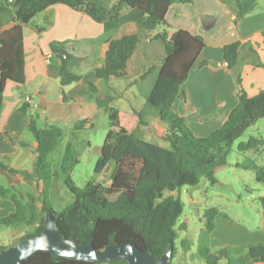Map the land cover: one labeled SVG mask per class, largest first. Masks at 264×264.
I'll use <instances>...</instances> for the list:
<instances>
[{
    "label": "trees",
    "instance_id": "1",
    "mask_svg": "<svg viewBox=\"0 0 264 264\" xmlns=\"http://www.w3.org/2000/svg\"><path fill=\"white\" fill-rule=\"evenodd\" d=\"M193 1L116 0L111 3L108 0H0V116L7 83L13 81L22 86L26 82L24 28L37 14L54 4H66L103 24L106 43L104 63L96 68V76L105 84V96L97 97L98 87L93 82H88L87 97L95 100L109 114L110 129L101 146L95 172L101 174L113 163L110 181L104 184L97 179H90L83 186H76L69 175L72 167L67 165L70 159L68 143L62 168L68 174L65 185L74 200L62 210H57L48 198V194L52 198L59 196L52 189L53 181L58 175L54 173L50 155L69 129L53 124L41 125L37 114L30 111L32 106L27 101L24 102L21 111L29 116L28 131L37 143L36 158L31 169H17L11 166L10 157L0 156V169L21 173L42 182L43 206L38 212L34 203H27L10 189L0 186L1 195L15 204L13 212L0 218V226H36L34 231L22 236L19 242L39 234L44 227L43 214L51 211L66 237H77L82 243H93L97 248H104L111 243L131 242L156 256L164 255L173 246L169 264H174L173 259L179 252L176 244L177 225L184 210L181 197L175 196L174 192L184 186L198 185L203 177L216 184V170L226 164L233 143L256 121L264 118V90L252 97L242 90L239 102L227 121L205 137L197 136L187 125L185 118L174 109L182 85L192 69L207 63L197 62L206 46L204 38L187 29L173 28L166 19L172 4ZM224 1L235 13L236 24L258 5V0ZM8 18L15 21V24L4 29ZM128 22H135L145 28L150 39L161 41L167 52L150 95L145 98L142 107L132 106V112L121 111L112 105L115 100L125 96V90H120L113 80L127 76L128 62L139 40L138 34L132 32L120 38L113 36L117 28ZM43 30L44 28H38L39 32ZM243 46L242 41H236L222 48L225 61L239 86L242 82L239 67ZM51 48L52 59L61 61V85L68 86L78 82L82 78L78 70V58L67 51L63 42L55 41ZM149 72L150 70L136 81L130 82V86L145 78ZM124 117H127L126 123ZM128 118L132 119L131 130L126 126L130 121ZM151 118L159 119L154 129L160 138L170 143V147L140 136L139 128L149 126ZM87 123L88 119H79L70 130L86 129ZM263 143L264 139L253 136L248 141L241 142L238 149L244 152L257 150ZM23 144L31 146L29 141H23ZM238 166L254 171L257 180L264 183V164L251 158L238 163ZM30 199L35 201L33 195ZM260 201L264 207V196L260 197ZM218 214L217 207H209L203 215L204 227L200 232L195 258L205 264H219L222 259H230L228 247L217 253H212L210 248L211 234L216 227ZM179 229L185 230L187 225L181 224ZM182 247L187 251L190 249L187 240L182 241ZM5 248L7 246L0 245V251ZM245 248L252 262L264 264V241L249 244ZM117 262L129 264L125 260ZM97 263L39 252L21 264ZM176 264L191 263L184 258ZM227 264L234 263L229 260Z\"/></svg>",
    "mask_w": 264,
    "mask_h": 264
},
{
    "label": "crops",
    "instance_id": "2",
    "mask_svg": "<svg viewBox=\"0 0 264 264\" xmlns=\"http://www.w3.org/2000/svg\"><path fill=\"white\" fill-rule=\"evenodd\" d=\"M235 18L232 8L224 0L176 2L166 15L173 28L187 29L201 35L206 42L197 62L207 63L192 69L174 106L197 136H208L227 121L242 90L250 97L264 90V0H258L256 9L238 24ZM14 24L15 21L8 18L4 29ZM38 28L44 30L39 32ZM131 32L137 33L139 40L128 62V74L113 82L120 90H125L123 98L138 93L145 99L158 79L167 52L161 41L150 39L147 30L135 22L121 25L113 36L120 38ZM55 41L65 43L67 51L78 58L79 69H82V78L78 82L61 85V61L52 59L51 44ZM236 41L244 44L240 55V86L222 52L225 45ZM24 49L26 82L22 86L13 81L7 83L0 116V156L10 157L11 166L17 169H31L37 155V143L28 131L29 116L21 111L27 97L41 125L69 127L79 119H88L86 127L95 128L103 120L104 109L87 97L88 82L98 87L97 97L105 96V84L96 76V68L103 65L106 57L104 25L86 13L62 3L48 7L25 26ZM149 70L145 78L130 86V82ZM155 119L154 125L159 122ZM23 141H29L31 146H25ZM7 172L0 169L2 176L21 174ZM13 184L15 182H11ZM2 198L6 202L12 201L0 193V200ZM213 236L214 231L210 243Z\"/></svg>",
    "mask_w": 264,
    "mask_h": 264
},
{
    "label": "rangeland",
    "instance_id": "3",
    "mask_svg": "<svg viewBox=\"0 0 264 264\" xmlns=\"http://www.w3.org/2000/svg\"><path fill=\"white\" fill-rule=\"evenodd\" d=\"M108 1L113 3L116 0ZM78 70L80 73L82 72V69ZM144 101L145 99L141 98L138 93L134 95L130 93L129 98L117 99L112 105L131 112L132 106L142 107ZM33 110L32 106L30 111ZM102 115L103 120L95 128L72 131L70 129L73 126L65 127L69 130L60 139L56 150L50 155L52 168L56 173L55 175H58L53 181L52 189L57 191L59 196L52 198L51 194H48V198L57 210H62L74 200L73 195L65 185L68 174L62 168V160L68 151V143H70V159L67 165L72 167L69 175L76 186L81 187L90 179H97L104 184L110 181L113 163L103 173L97 174L95 172L101 146L105 142L110 129L108 111L103 110ZM124 118L126 123L127 117ZM151 119V125L139 128L140 136L150 142L170 147L167 140L156 134L154 129L156 119ZM129 120L126 126L131 130L132 119ZM253 136L264 139V118L256 121L233 143L228 152L226 164L216 170L218 178L216 184H212L207 178L203 177L198 185L184 186L174 192L175 196H180L184 203V210L177 225L176 244L179 247V252L177 257L173 259L174 264L178 259L184 260V258L191 264H205L204 261L195 258V255L198 253L200 232L204 227L203 215L209 207L219 209L213 241L210 243L212 253H217L222 248L228 247L230 249L229 260L232 263L256 264L252 262L245 247L252 243L264 241V207L260 201V197L264 196V183L257 180L254 171L238 166V163H244L251 158L264 164V143L257 150L244 152L238 149L241 142H246ZM22 178L23 180H21ZM11 182H15V184L11 185ZM0 186L10 189L25 202L34 203L38 212L42 210V182L28 179L22 174H8L5 176L0 175ZM31 195L35 197L34 202L30 199ZM2 199L0 200V218L8 215V210L15 208L12 201L6 202ZM43 215L45 216L46 213ZM184 223L187 225V229L180 230L179 226ZM35 229L36 226L34 225L19 227L2 225L0 226V245L7 247L16 245L22 236ZM183 240L188 241L190 246L188 251L182 247ZM229 260L222 259L219 264H227ZM97 264L121 263L101 262Z\"/></svg>",
    "mask_w": 264,
    "mask_h": 264
},
{
    "label": "water",
    "instance_id": "4",
    "mask_svg": "<svg viewBox=\"0 0 264 264\" xmlns=\"http://www.w3.org/2000/svg\"><path fill=\"white\" fill-rule=\"evenodd\" d=\"M39 252L98 263L125 260L129 264H169L173 246L162 256L152 255L131 242L111 243L104 248H97L93 243L84 244L77 237L63 235L54 214L47 211L43 230L16 245L2 249L0 264H21Z\"/></svg>",
    "mask_w": 264,
    "mask_h": 264
},
{
    "label": "built area",
    "instance_id": "5",
    "mask_svg": "<svg viewBox=\"0 0 264 264\" xmlns=\"http://www.w3.org/2000/svg\"><path fill=\"white\" fill-rule=\"evenodd\" d=\"M27 101H30V98L29 97H27Z\"/></svg>",
    "mask_w": 264,
    "mask_h": 264
}]
</instances>
